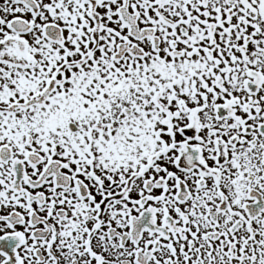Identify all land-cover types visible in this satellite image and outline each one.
Returning <instances> with one entry per match:
<instances>
[{
  "label": "snow or ice",
  "instance_id": "1",
  "mask_svg": "<svg viewBox=\"0 0 264 264\" xmlns=\"http://www.w3.org/2000/svg\"><path fill=\"white\" fill-rule=\"evenodd\" d=\"M0 264H264V0H0Z\"/></svg>",
  "mask_w": 264,
  "mask_h": 264
}]
</instances>
